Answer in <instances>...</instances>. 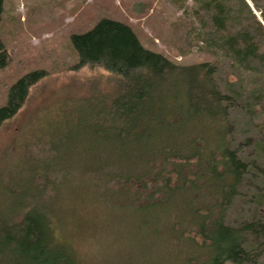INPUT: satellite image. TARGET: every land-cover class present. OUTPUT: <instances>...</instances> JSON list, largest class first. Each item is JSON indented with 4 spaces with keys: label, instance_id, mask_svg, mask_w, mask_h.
Returning <instances> with one entry per match:
<instances>
[{
    "label": "trees",
    "instance_id": "obj_1",
    "mask_svg": "<svg viewBox=\"0 0 264 264\" xmlns=\"http://www.w3.org/2000/svg\"><path fill=\"white\" fill-rule=\"evenodd\" d=\"M215 5L212 25L228 31L221 4ZM255 24L264 31L261 22ZM251 28L218 38L221 59L190 66L146 49L117 20L104 18L72 35L75 69L100 66L119 87L114 96L92 100L49 125L41 138L59 152L41 159L39 169L48 168L51 179L33 181L30 164L15 178L0 174V264H78L71 246L57 238L61 212L50 207L62 200L74 176L94 189L109 216H139L146 264H260L264 163L250 149L264 154V49L261 33ZM4 54L0 40V64ZM45 75L28 73L9 89L0 126L20 111ZM255 79L256 86L245 87ZM236 114L255 134L237 133ZM49 189L54 201L46 198ZM237 203L246 213L232 219Z\"/></svg>",
    "mask_w": 264,
    "mask_h": 264
},
{
    "label": "rangeland",
    "instance_id": "obj_2",
    "mask_svg": "<svg viewBox=\"0 0 264 264\" xmlns=\"http://www.w3.org/2000/svg\"><path fill=\"white\" fill-rule=\"evenodd\" d=\"M217 3L228 31L236 33L251 25L254 33H261L258 41L264 49V31L255 24L258 20L264 27V0H5L0 26V40L6 49L5 63L0 64V107L20 78L34 71L46 75L30 88L20 111L0 126V174H8L4 179L15 178L19 168L28 170L27 164L34 165L29 168L36 183L51 179L48 168L39 169L41 159L47 161L59 152L41 138L49 125L58 118L74 116L92 100L114 96L118 90V79L100 66L75 69L78 60L70 42L72 35L108 18L128 24L146 49L177 65L213 63L225 54L218 49V38L229 34L211 23L219 11L215 10ZM256 78L260 84V75ZM239 79L229 77L231 81ZM256 82H239L238 87L248 84L245 87L251 88ZM223 86L230 85L225 81ZM235 118L238 134H255L243 115ZM250 153L264 163L263 153L253 148ZM53 175L59 186L61 175ZM79 182L74 176L62 200L50 205L61 212L55 225L57 238L71 246L78 264H146L141 255L139 216L124 220L109 216L94 189ZM55 196L47 190V199L54 201ZM241 206L237 203L231 211L232 219L246 213ZM260 264H264V257Z\"/></svg>",
    "mask_w": 264,
    "mask_h": 264
}]
</instances>
